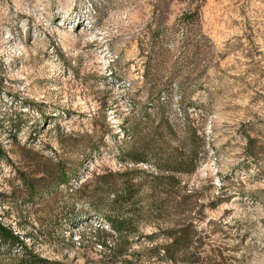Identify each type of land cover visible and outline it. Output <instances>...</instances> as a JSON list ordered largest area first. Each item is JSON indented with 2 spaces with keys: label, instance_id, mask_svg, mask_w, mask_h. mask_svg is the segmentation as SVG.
Masks as SVG:
<instances>
[{
  "label": "rangeland",
  "instance_id": "rangeland-1",
  "mask_svg": "<svg viewBox=\"0 0 264 264\" xmlns=\"http://www.w3.org/2000/svg\"><path fill=\"white\" fill-rule=\"evenodd\" d=\"M264 264V0H0V264Z\"/></svg>",
  "mask_w": 264,
  "mask_h": 264
},
{
  "label": "trees",
  "instance_id": "trees-1",
  "mask_svg": "<svg viewBox=\"0 0 264 264\" xmlns=\"http://www.w3.org/2000/svg\"><path fill=\"white\" fill-rule=\"evenodd\" d=\"M28 264H50L49 261L45 260V259H33V258H29L28 259Z\"/></svg>",
  "mask_w": 264,
  "mask_h": 264
}]
</instances>
